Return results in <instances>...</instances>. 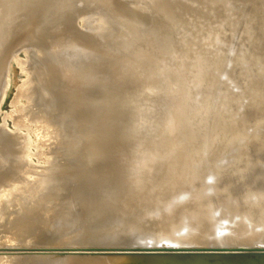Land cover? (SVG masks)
Here are the masks:
<instances>
[{"label":"rangeland","instance_id":"rangeland-1","mask_svg":"<svg viewBox=\"0 0 264 264\" xmlns=\"http://www.w3.org/2000/svg\"><path fill=\"white\" fill-rule=\"evenodd\" d=\"M5 1L1 0L0 2V9L2 11V13L0 12V16L4 12L5 6L8 5H5ZM60 1L62 0H16L11 20L9 19L8 22H5L3 19H0V39L5 29L10 32L8 41L5 42L7 44H0V74L4 64L9 65L6 66V71L10 72L8 75L10 76L9 88L0 108V128H7L9 131L15 132L17 131L15 119L26 121L28 125L27 127H22L21 132L33 138L35 145L31 149L33 153H37L38 147H42L38 138L40 137L38 132H41L39 128H51L49 127L50 122H52L50 119L64 118L66 114L63 115V111L69 103L72 104V107H77L76 111L71 113L74 119L90 117V119L94 120L92 122L94 132L89 141L84 137V133H82L80 136L82 138L80 139V146H73L67 140L63 144L54 145L47 142L42 149L46 154L50 151L58 153L57 164L61 165L53 171L52 176L56 179L53 184L56 188L53 190H65L66 195L67 193L71 195L70 197L74 201V206L70 207L67 213H81L89 217L91 215L95 220L91 221L86 218V221L80 223L77 228L81 237L82 235H88L85 240L88 245L74 255V258L77 260L75 264H96L94 263L95 255L98 251L102 250L98 245L103 241L107 242L108 239L110 242L120 241L121 239V244L127 242L125 240L128 239L129 242L127 243L131 242V244H134H130L132 248L129 246L126 250L119 244L120 255L124 258L123 262H128L127 264H130L131 261L129 260L131 256H134V260L132 261H135L142 259L143 257L141 258V256H144V259H148V253L160 251V249L161 251H163L162 249L170 250V248L172 250L171 245L165 240L160 239L157 243V241L151 240L153 237L147 238V240L143 238L148 237L149 233H145L146 236L141 234L143 237L140 235L147 242L145 243L142 242V238L131 236L130 232L128 233L126 230H139V228L146 227L153 231L156 219H160L163 216V212H170L176 204L183 202L180 197L182 196L181 193L187 190L184 188L185 186H189L188 197L185 199V202H191L192 200V203H196L206 200L208 212L213 214L218 222L212 229L213 237L207 242L206 245L208 246L206 250H229L214 255L207 253L208 255L205 254L204 256H208L207 258H209L225 255L229 263L234 264H264V256L261 255H230L238 253L236 252L238 250L264 249V25L253 24L252 22L248 24V14L244 17L241 15V17L239 16L236 19V15L227 9L231 7L227 0H209L212 2L209 5L212 8L216 7L215 12L210 14L225 17V22L223 23L229 27L224 32L222 28L224 27L223 23H215L222 28L223 32L220 34H224L223 37L219 35L217 40L213 38L215 35H209L208 25L205 27L204 24L201 26L202 24L197 25L194 21H189L186 13L183 10H177L179 6L174 7L170 0H153L132 5L124 4L125 2L121 1L107 0L111 6L106 7V9L109 10V7H111L109 12L112 15L117 16L113 7L114 4H117L115 2L123 3L121 5L125 8L121 10L125 16H130V18L139 22L143 28H152L158 34L161 33L160 36L169 37L171 48L167 56L165 55V48L164 50L157 47L152 48L150 44L147 45L138 41V39L131 41V50H124L121 43L128 37V34L124 31L123 27H119L116 23H111L104 28L96 27L95 32L87 30V27H94L96 26L95 24L84 27L83 22L81 20L76 21L75 17H71L72 19L68 18L69 20L58 21V18H53L49 14L46 16V19H49L48 16L53 19L50 18L47 22L43 21L41 23L42 20L38 16L43 11L51 12L52 7L56 6ZM80 1L83 4V0ZM179 1L186 2L187 0ZM1 4L4 5L1 6ZM178 9H182V7L180 6ZM211 9L206 8L205 13L211 11ZM232 9V11H239L238 6H234ZM54 24L57 29L50 30ZM38 25H42V27L50 25L45 32H42L46 52L41 57L35 56L31 60L29 55L33 53L35 43L40 41H34L30 35H27V32ZM195 25L197 26L194 27ZM195 28L200 29L198 34L202 35H197ZM192 29L196 33H193ZM36 31L38 32V30ZM205 31H208V35L204 34ZM195 34L199 37H196ZM204 35L205 37L207 35V38L209 37V41ZM69 39H74L78 42L85 41L93 46L94 54L91 58L95 62L97 60L101 62L104 60L102 63L106 71L93 67V72H89L88 78H83L82 74H77L71 80L70 78L66 79V76L63 77V73L57 67L55 68V72H53L55 79L53 84L56 92L52 95V99H50L48 93H44L45 91L40 89L41 91L38 94L44 97L46 103H34L33 97L37 96L36 89L32 87L33 85L36 86L32 78L34 72L41 74L39 85L45 88L50 70L49 66L44 63V60L46 62L48 58H51L58 47L63 45L64 42L69 41ZM210 40L212 44L215 41L216 44H213L215 48L222 49L227 54L228 67L217 72L219 80L215 87L214 85L206 87L199 82H195L196 74L195 69H193V67L195 68L193 60L203 53L202 46L208 43V47L214 48L212 44H209ZM182 42H185L188 46L190 45L189 47L187 46L188 49H191V52L188 54L190 58L183 54L184 52L188 53L190 50L185 49L186 51H181ZM199 42L200 44H198ZM190 43H193L192 47ZM196 43L198 46H193ZM117 44L118 49L127 60L125 63L117 60L114 62L115 55L117 54H114L113 47H116ZM23 45L25 47L16 56L10 57V60L6 61V63L3 61L6 53L5 49L9 47L16 52ZM104 49L107 51V54H105ZM59 50V54H61L62 48H59ZM30 61L31 63H29ZM24 62L30 64L28 72L22 69ZM181 70L183 71L181 72ZM190 72L194 74L193 77L190 75ZM149 75L151 80L148 77ZM144 77L148 79L146 80ZM28 81L32 83H29V87V84L25 85ZM191 82L193 83L192 85L190 84ZM196 83H199V86ZM48 85L46 88H48ZM205 87L209 88V90L205 89ZM192 89L193 96L190 99L192 93L189 92ZM23 92L25 94L22 97ZM172 92L176 94L173 95ZM34 93L36 94L35 96H33ZM77 93L82 96H78ZM26 94L28 97H25ZM69 95L70 97H68ZM83 97L85 101H80L79 99ZM209 99L211 100V106L209 108L204 107V102ZM31 101L33 102V106H38H34L37 109L36 112L25 111V108ZM40 113L44 115H39ZM227 119L229 120L228 122L226 121ZM223 122H227L226 127H228V131L234 139L233 142H215V140L221 138L219 134H216V131L220 128V125L222 126ZM172 124L174 125V129H171ZM65 137L66 134L63 138ZM76 141H79V139L76 138ZM173 143H177L178 148L171 151L168 158H163V155H166L165 151ZM211 144H214L212 148ZM202 146L204 149L210 146L207 149V153L199 152ZM3 148L6 149L1 144L0 139V160H4L3 164L0 161L2 165L0 167L4 166V169L8 170L13 162H11V157H8L7 150L5 151ZM194 153H196L195 156ZM192 157L193 160L189 161ZM32 159L33 161H30L32 167L45 166V164H40L37 156L32 157ZM166 162L168 170L172 163H175L179 167L178 171L169 172L166 175L174 181H178V189L171 198L172 204L170 209L162 206L152 210L149 208L150 212L145 201L139 203L136 208L132 207V203L136 197L130 194L134 190L138 182L137 179L141 176L142 172L148 173L146 170L152 167L150 170L153 173V165H156L157 172H160L162 164ZM112 164L123 166L120 177L124 188L122 191L119 190L117 184L110 178ZM46 166H49V164ZM190 166L192 169L186 170ZM12 168L0 176L1 189L13 183L12 178L15 174L22 172H19L17 165H14ZM219 171L222 174H215V172ZM87 176L88 183H85L82 177H85V180H87ZM105 176L108 178L102 181ZM188 179H190L189 182L192 184L187 183L184 185L185 182H188ZM100 183L102 186H99ZM239 186L245 187L244 191L241 192V196L237 197L238 192L236 191ZM231 189H233V196L230 192ZM249 189L253 192L250 195L248 194ZM126 192L129 194H125ZM58 193L60 192L56 194ZM166 194H162V199H164ZM36 200L32 201L33 207L36 206V203L40 204ZM101 202H103V205ZM257 204L260 205L257 206ZM253 205H255V210H251ZM93 209H95L94 212ZM32 210L34 212L36 209ZM249 210H251L252 214L248 218H245V213H248ZM96 211L98 214H96ZM230 215L231 217L226 221L225 217ZM150 221L152 222L150 223ZM233 230L234 232L231 233ZM186 232L187 230L184 229L181 235L186 234ZM42 234V242L37 244L41 246V249H35L38 252L32 250L33 245L30 242H27L24 251L33 253V261L41 260L42 264H50L55 254H49L45 246L55 241L51 240V237L56 238L58 233H52L44 226ZM18 235L19 232L16 229L14 232L10 226L0 227V239L5 240V244L1 248L5 249L6 247L4 246L7 244L13 246V239ZM135 237L142 241L135 240ZM131 239L135 242L133 241L132 243ZM148 241L154 242L153 245L150 243L152 245H150L151 248H156L158 245L160 249L148 250L150 248ZM161 242L163 243L161 244ZM137 243H141V246L146 248L145 254L147 253L146 256L145 254L138 255L140 259L137 258V251L142 248L136 247ZM91 244H94L93 247ZM95 245L98 248H95ZM164 245L166 246L163 248ZM69 246H71L69 243L61 245L60 252L64 254L69 253ZM133 247L138 248L137 251ZM91 249H94V252H91ZM9 250L12 254L11 256L15 259L17 254L16 249ZM134 252L136 253L134 254ZM118 253L119 251L117 255ZM92 254H95L94 257ZM127 254V258L129 259H126V261L125 255ZM35 256H40V258H36ZM111 258V256L104 257L102 261H105L104 264H108L112 262ZM215 259L209 264H223L222 260L225 258L218 257ZM123 262L121 264H126ZM135 263L137 264L139 261H135Z\"/></svg>","mask_w":264,"mask_h":264},{"label":"bare ground","instance_id":"bare-ground-1","mask_svg":"<svg viewBox=\"0 0 264 264\" xmlns=\"http://www.w3.org/2000/svg\"><path fill=\"white\" fill-rule=\"evenodd\" d=\"M79 1L80 0H62V1L58 2V4L56 6L52 7L51 12L45 10L46 12L43 11V13L40 14L38 17H40V20H42L41 23H43V21L47 22V20H50V18L52 16H53V18H55V17L58 18L59 19L58 21L69 20L71 17H75L76 21L81 20L83 22L84 27H87L88 25L91 26V24H95L96 26H94V27H90V28L87 27V30L89 29L92 32L93 31L95 32L96 27L104 28L105 26H107L111 23H116L119 27H123L124 31L128 34L127 35L128 37L125 38L121 43L124 50H126V51L131 50V44H132L131 41L134 39H138V41L146 43L147 45L150 44V46L152 48L157 47V48H162L163 50L165 48V55H167V56H168V53H170L171 47H170V38L169 37L162 36V35L160 36L161 33L158 34L152 28H143L139 22L135 21L133 18H130V16L129 17L125 16L123 11L121 10V9L125 8L124 6H122L124 2H125L124 4L127 3V4L132 5V4L144 3V2L153 1V0H112V1L123 2V3L115 2L117 4H114V6H113L115 9V12H116L115 14H117V16L116 15L114 16L109 12L111 10L110 9L111 7H109V10L106 9V7L111 6L110 2H108L109 0L108 1L107 0H83V2H82L83 4H81L80 3L81 1L80 2ZM170 1L174 7H177V6L182 7V9H178L179 7H177V10H180V11L183 10V12L186 13L189 21H194L197 25L202 24L201 26H203V24H204L205 27L208 25L207 29H208V31H210L209 35L210 34L215 35L213 37L215 39L219 38V35L223 37L224 34L221 35L220 33L223 31L226 32L227 28H229L227 26V24L223 23V22H225V17L223 18L222 16H213L210 14V13L215 12L216 7L212 8L211 5H209L212 2L209 0H187L186 2L179 1V0H170ZM227 1H228L229 5H231V7H228L227 9L236 15V19H238L239 16L241 17V15H242V17H244V16H246V14H248V18H247L248 24H250V22H252L253 24L264 25V0H227ZM0 2H1V0H0ZM15 3H16V0H6L5 1V5L6 4H8V5L5 6V9L3 7H1L4 9V12H3V14H1L0 19H3L5 22H8V20L13 17L12 13L14 14L13 11H14ZM39 3L41 4V2H39ZM78 3H79V5H78ZM3 5L4 4H1V6H3ZM234 6H238L239 11H237V10L232 11L233 10L232 8H234ZM82 7H84V8H82ZM183 7L185 8V10ZM78 8H80V9H78ZM206 8H208V9L212 8V9H211V11L205 13ZM47 10H49V9H47ZM0 12L2 13L1 9H0ZM112 12H114V11H112ZM49 14L51 17L48 16L49 19H46V16ZM218 14H220V13H218ZM186 15L184 14V16H186ZM53 18H51V19H53ZM55 20H57V19H55ZM216 22L223 23V26H224V27H222L223 31L221 30L222 29L221 27H219L215 24ZM53 23H54V20H53ZM197 25H195L194 27H196ZM49 26L42 27V25H38V26H36V28L27 32V35H30V37L34 41H36V40L40 41L38 43H35L34 48H33L34 51H33V53H31L29 55L31 60L35 56L41 57V55H43L46 52V45L44 43V38H43L42 32H45L49 28ZM79 26H80V24H79ZM55 28H56V25L54 24V26H52L50 28V30H54ZM199 28H200V26H199ZM195 29L197 30V35H199L198 31L200 29L199 30L197 28H195ZM201 29H202V27H201ZM36 30H38V32ZM143 30H145V32H143ZM204 30H205V28H204ZM192 31H193V33L194 32L196 33V31H194V29H192ZM208 31H205L204 34H207ZM4 32H5V34H4ZM4 32L2 33L3 35L1 36L0 44H2V43L7 44L5 42L8 41L10 32L6 31V29ZM197 35L195 34L196 37H199L202 34H200L199 36H197ZM207 35H206V37L204 35V37L207 38ZM202 37H200V38H202ZM195 38H194V40H195ZM208 38H207V40L209 41ZM198 41H200V40H198ZM186 42H187V40H186ZM192 44H191V47H192ZM194 44H195V41H194ZM198 44H200V42ZM209 44L210 45L212 44L211 40H210ZM213 44H216L215 41L213 42ZM213 44H212V47H214ZM181 45H182L181 46L182 48L180 47V49L182 52L186 51L188 49V47L190 46V45L189 46L186 45L185 42H182ZM205 45L202 46V52L203 53L201 54V56H198L197 58H195V60H193V63H194L193 65H195V68L193 67V69H195V74H196V79L195 78H193V79H195V82H199L203 86H206V87L211 86L212 87V85H214V87H215V85L218 83V80H219L217 72H220L221 70L228 67L227 66V54L224 51H222L221 48H220L221 50H219L215 47L214 48H211L210 46L208 47L207 46L208 43L206 46ZM193 46L196 47L198 45L196 43V45H193ZM218 46H216V47H218ZM24 47H25V45H23L21 48L17 49L16 52H14V50L12 48L8 47L7 49H5L6 53H5V58L3 59V61L6 63V61L10 60V57L16 56L17 53L20 50H23ZM199 47H200V45H199ZM55 48H57V47H55ZM59 48H62L61 54H59L60 53ZM113 50H114V54L115 53L117 54V55H115L114 62L116 60L119 62H123V63H125L127 61L126 58H124L125 56H123L121 51L118 49V44L116 47H113ZM104 51H105V54H107V51L105 49H104ZM188 51H187L188 53H186V52L183 53L184 56L189 57L188 54L191 52V49H188ZM93 54H94L93 46L89 45L88 42L87 43L85 41L78 42L77 40H74V39H69V41L64 42L63 45L58 47V49L53 53L51 58H48V60H46V62L44 60V63H46L49 66V70H50L49 73L47 72L48 73L47 83H45L46 86H47V84H49L48 88H46V86L44 88V87H41L39 85L40 84L39 80H41L39 78H40L41 74L36 73L34 71H33L34 74L32 73L33 74L32 78L34 79L33 82L35 81L34 84L36 86H34V85L33 86L31 85V86L34 87V89H36V91H37L36 92L37 96H35L36 95L35 93L33 95V96H35V97H33L34 103H36V104H40L41 102L46 103L44 97L42 95H41L42 96L41 97L38 94L41 90L45 91L44 93H48L50 96V99H52V95L56 92V89L54 88V84H53L55 82L53 72H55V68H57V67H58V70H60L63 73V77L66 76L65 77L66 79L70 78L71 80L77 74H79V75L82 74L83 78H88L89 72H93V67H98L102 71H103V69L105 70V67H103V63H102L104 60L102 62L100 60L99 61L97 60L95 62L93 60V58H91ZM196 55H198V54H196ZM6 59H8V60H6ZM29 63H31V61ZM29 63L24 62L22 69L27 70V72H28L29 66H30ZM179 65H180V63H179ZM6 66H9V65L4 64L3 70L0 74V108H1V105L4 101V99H5V96L7 94V90L9 88V83H10L9 82L10 76H8L10 74V72L6 71V68H7ZM187 66H188V64H187ZM176 67H177V65H176ZM40 69H41V67H40ZM176 69H175V71H177ZM235 69H236V67H235ZM7 70L9 71V69H7ZM184 70H186V69H184ZM173 71H174V69H173ZM182 71L183 70H181V72ZM150 74H152V73H150ZM190 75H192V77L194 76V74H192L191 72H190ZM29 76H30V74H29ZM148 77L150 78V75ZM151 77H153V76H151ZM144 79H146V78L144 77ZM150 80H151V78H150ZM29 83L32 84L31 82L28 81L25 85H28ZM42 83L44 84L43 81H42ZM199 83L198 84L196 83V84L199 86ZM30 84L28 85V87L30 86ZM77 84H76V87H77ZM190 84L192 85L193 83L191 82ZM39 86H40V88H39ZM198 86H197V88H198ZM195 87H196V85H195ZM206 87H205V89L209 90V88H206ZM211 87H210V89H211ZM29 90H30V88H29ZM192 91H193V89L189 92V93H192L190 96V99L193 96ZM24 94H25V92H23L22 97L24 96ZM41 94H42V92H41ZM174 94H176V93H173V95ZM209 94H210V92H209ZM77 95L79 96L81 94L77 93ZM210 95H209V97H210ZM39 96H40V98H39ZM66 96H67V93H66ZM25 97H28L27 94ZM68 97H70V95ZM210 99H212V98H210ZM210 99L206 100V102H204V107L209 108L211 106V100ZM79 100L85 101L84 97L80 98ZM88 101H90V100H88ZM31 102L25 108V111H35L36 112L37 109L34 108V106L35 107H38V106H36V105L33 106L32 105L33 102L32 103ZM71 105L72 104L69 103L68 106L63 111V115L66 114L64 116V118H62V119H56V118L50 119V120H52V122H50V124H49V127H51V128H44V127L39 128L42 133L38 132L40 134V137H38L40 142L39 141L38 142L40 143V145L42 147L41 148L38 147L39 150L37 153H33L32 149H31V147L33 145H35V141L33 140V138L30 135L23 134L21 132V130H22L21 128L27 127V125H28L26 121H24L22 119H20V120L15 119L14 122H15V125L17 128V131H15V132L9 131L7 128H0L1 144L6 148V149H4V148L3 149L5 151L7 150L6 152L8 153V157H11V162H13L12 166L8 170L13 169L12 167L14 165L15 166L17 165L19 172L22 171L19 174H15V176L12 178L13 183H10V185L8 187H3L2 189H4V190L2 192H0V227L2 228V227L10 226L14 232H15V229L17 232H19V235L13 239V242H12L13 246H10L7 244L6 246H4V247H6L5 249L1 248L5 244V240L0 239V263H4V264H42L41 260L33 261V257H32L33 253H31L30 251H24V249H25L27 242H30L33 245L32 250L41 249V246H39L37 244L42 242V235H43L42 230H43L44 226H46V229L51 231L52 233H54V232L58 233V236L56 238L51 237V240H55V241H52L50 244H47V246H45L46 251L49 254H52V255L55 254L52 261L50 260L51 261L50 264H75V262L77 260L74 258V255L77 254L79 252V250L83 249L85 246L88 245L85 242L86 237L88 235L87 236L82 235V237H81L80 233L77 231V228H78L80 223L86 221V218L88 220H91V221H95V220L92 218L93 216L91 217V215L89 217V216L82 215L81 213H77V214H73V213L68 214L67 213V211L70 209V207L74 206V201H73L72 197H70L71 195L70 194L68 195V193L66 195L65 190H63V191L61 190L62 192L60 190H53L56 188L53 186V184L55 183V180H56V179H54L55 177L52 176L53 171H55L61 165V164H57V159L59 157L58 153L50 151L49 153L46 154L45 152L42 151L43 147H45V144H47V142L51 145H54V144H63V142L69 140V142L73 146H80L81 145L80 139H82L80 136L82 135V133H84V137L88 141L90 140V137L94 132V129H93L94 127L92 128V125H93L92 122L94 120L90 119V117H87L85 119H74L71 113L73 111H76L77 107H72ZM43 113H40L39 115H44ZM76 114H78V113H76ZM33 115H36V114H33ZM73 115H75V114H73ZM88 115H90V113H88ZM226 121L228 122L229 120L227 119ZM227 122H223L222 126L220 125V128L217 129L216 134H219L222 139L220 138L219 140H215V142L216 141H218V142H233L234 141L233 137L231 136L230 132L228 131V127H226ZM171 129H174L173 124L171 125ZM65 134H66V137L63 138V136ZM76 138L79 139V141H76ZM43 139H44V141H42ZM168 143H169V141H168ZM213 145L214 144L210 145L211 148L213 147ZM210 146L207 149H209ZM177 148H178L177 143L171 144L168 147V149L165 151L166 155H163V158H168V155L171 153V151H173ZM207 149L206 148L204 149V147L202 146L199 149V152L200 153H202V152L207 153L208 152ZM195 155H196V153H194V156ZM34 156H37L40 164H45V166H38L36 168L32 167L30 165V161L31 162L33 161L32 157H34ZM192 160H193V157L189 161H192ZM3 161H1L2 164H3ZM47 164H49V166H46ZM0 165H1V163H0ZM4 165H5V163H4ZM158 165H159V163H158ZM162 165L163 166H161L162 169L160 170V172H157L156 165H153V173L150 170L152 167L149 168L148 170H146V171H148V173H145V171L142 172L141 176L137 179L138 182H137L136 186L134 187V190L130 194L131 196L134 195V197H136L134 201L131 199L133 201L132 207L136 208V206L139 203H141L142 201H145L147 208L148 209L150 208L151 210L156 208V207H162V206L170 209L171 204H172L171 198L173 197V195L176 193V191L178 189V181H174L172 178H169L166 175L169 172L178 171L179 167L175 163H172V164H170V167L168 170L167 162L163 163ZM111 166H110L111 167V169H110V172H111L110 176L111 177L110 178L117 184V187L119 188V190L122 191V190H124V188H123V183L120 181V177H121V174L123 171V166H120L118 164H116V165L112 164ZM191 169H192V167L190 166L186 170H191ZM8 170L4 169V166L0 167V176L3 175ZM215 174H222V172H220V171L215 172ZM215 174H214V176H215ZM149 177H152V178H149ZM107 178L108 177L105 176L102 179V181H104ZM82 179L85 183H88V176H87V180H85V177H82ZM189 181H190V179H188V182H185L184 185L187 183L192 184ZM100 185H101V183L99 184V186ZM244 187L245 186H239L237 188V191H236V192H238L237 197L241 196V192L244 191ZM184 188L187 190H184L183 193H181L182 196L180 197L183 202L180 204L179 203L176 204V206L174 207V209L172 211L163 212V216L160 219H156V222H155L154 227H153V231H151L150 228H146V227H143L141 229L139 228V230L138 229L137 230L136 229L135 230L127 229L126 230V232H128V233L130 232L131 236H136V237L138 236L137 238H142L143 235L146 236L145 233H149V235L152 234L151 236L148 235V237H143V238H145L147 240V238L153 237V238H151V240L153 239L152 241L155 240V241H157V243H158V240L162 239V240H165L167 243H169V245H171L170 247H172V250L170 248V250L162 249L163 251H161V249L159 248L158 245H157L158 247L156 246V248L155 247L151 248V246L153 245L154 242L152 243L151 241H148L149 242L148 246H150L151 245L150 243H152L150 248L148 246H146L147 244L144 245L145 247L149 248L148 250L151 249V251H152V250H157V248H158V249H160V251L157 250V251H154L153 253H148L149 254L148 259L147 258L144 259V256H141V258L142 257L143 258L140 259V256H138V255H140V254L144 255L145 254L144 251L146 250V248L141 246V243L138 244L139 243L138 242L137 243L138 245L136 246V244H135V246L138 248H142V249H138L136 247H133V248H136L135 249L136 251L138 249V251H137L139 253V254L137 253L138 257L136 255L135 256L140 259V260H138L135 257V259H137L135 261L136 262L139 261V263H137V264H209V263H211V261L213 262V260L215 258H218V257L221 258L222 257V259L225 258L224 260L221 259L223 261V264H234L231 262L229 263V261H228L227 257H225V255L218 256V257H209V258H207L208 256H204L207 253H209L210 255H214V254H220L222 252H227L229 250H227V251L226 250H206L207 246H208V245H206L207 242L213 237L212 229L215 225H217L218 222L215 219L214 215L211 214L210 212H208L206 200L205 201L204 200L198 201L196 203L195 202L192 203V200H191V202L190 201L185 202V199L188 197L187 192H188L189 186H185ZM2 189H1V185H0V191ZM102 191H103V189H102ZM57 192H60V193L56 194ZM230 192H231V195L233 196V194H232L233 189H231ZM163 193H167L166 196L164 197V199H162ZM252 193L253 192L249 189L248 194L250 195ZM125 194L128 195L129 193L126 192ZM35 199H37L36 201L40 202V204L38 205L36 203L35 204L36 206L33 207L32 201H34ZM121 200L123 202V198ZM161 200H163V201H161ZM103 202H101L102 205H103ZM259 205L260 204H257V206H259ZM125 207H126V203H125ZM125 207H122V208H125ZM141 207H142V205H141ZM147 208H145V209H147ZM251 208H252L251 210H253L255 208V205H253ZM32 209H36V210L33 212ZM150 209H149V211H150ZM94 210L95 209H93V212H94ZM251 210H249L248 213H245V218H248V216H250L252 214ZM97 211H96V214H98ZM103 211H105V210L103 209ZM120 214H121V212H120ZM125 216H126V214H125ZM230 217H231V215L225 217L226 221H228V218H230ZM28 219H30V220L27 221ZM151 222L152 221H150V223ZM141 223H142V221H141ZM184 229H186L187 232H186V234L181 235V233L184 231ZM234 230L231 233H233ZM123 234H124V232H123ZM141 234H143V235H141ZM140 235L142 237H140ZM83 236L85 237V239ZM136 237H135V240H138V239H136ZM143 238H142V240H143ZM89 239H91V238L89 237ZM133 239H134V237H133ZM133 239H131L132 243L134 241ZM140 240L141 239H139L138 241H140ZM144 240L142 242H145ZM89 241H87V242H89ZM108 241H109V239L107 240V242L103 241V242L99 243L98 247L101 248L102 250L98 251V253H96V255L94 254L95 255V260H94L95 262L94 263L104 264L105 261L103 262L102 259L104 257L107 258L108 256H111L112 262H110L108 264H121V262H123L124 258L122 257V255H120L121 250H120L119 244H121L122 240L120 239V241L116 240V241H112V242H110V241L108 242ZM125 241L129 242L128 239ZM127 242H125V243H127ZM163 242H161V244ZM68 243L71 245V246H69V253H65V254L61 253L60 252L61 251V249H60L61 245H64V244L66 245ZM125 243L121 244V245H122V248L126 250V248H129L131 242L127 243L129 245H127ZM145 243H147V242H145ZM161 244L159 243V245H161ZM203 244H205L206 246L205 245L203 246ZM91 245L93 247L94 244H91ZM131 245H134V244H131ZM169 245H167V246H169ZM165 246L166 245H164L163 248ZM94 247L98 248L96 245ZM14 248L16 249V252H17L15 259L11 256L12 254L9 250V249H14ZM85 250H86V248H85ZM91 250H90L91 252H94V249H91ZM164 250H167V251H164ZM35 251L38 252V250H35ZM118 251H119V253L117 255ZM51 252H55V253H51ZM236 252H238V253L230 254V255L231 256H242V255L243 256L244 255H261V256H264V249L263 250H261V249L238 250ZM80 253H82V252H80ZM84 253H85V251H84ZM135 253L136 252H134V254ZM146 254H145V256H146ZM81 255H83V254H81ZM94 255H93V257H94ZM125 256H124L125 260L129 259V258H127L128 254ZM129 256H130V254H129ZM35 257L40 258V256H35ZM131 257H130L129 261H131L132 263L130 262V264H134L135 261H132V260H134L133 259L134 256L132 258ZM79 260H81V259L79 258ZM123 263H126V262L124 261ZM220 263H222V262H220ZM90 264H92V263H90Z\"/></svg>","mask_w":264,"mask_h":264}]
</instances>
